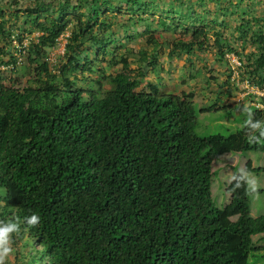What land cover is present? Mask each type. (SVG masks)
Returning <instances> with one entry per match:
<instances>
[{"label": "trees", "instance_id": "16d2710c", "mask_svg": "<svg viewBox=\"0 0 264 264\" xmlns=\"http://www.w3.org/2000/svg\"><path fill=\"white\" fill-rule=\"evenodd\" d=\"M195 2L0 0V220L20 219L6 264H249L264 215H251L233 180L229 203L214 204L213 161L262 159L264 138L249 143L244 126L200 136L194 93L151 77L166 46L189 61L216 49L235 53L249 87L264 90V30L240 11L244 0H216L225 15L241 12L233 34L255 50L239 52ZM136 24L143 30L132 33ZM62 36L64 55L51 62ZM245 168L261 171L251 159ZM33 213L40 223L29 227Z\"/></svg>", "mask_w": 264, "mask_h": 264}, {"label": "rangeland", "instance_id": "374dc122", "mask_svg": "<svg viewBox=\"0 0 264 264\" xmlns=\"http://www.w3.org/2000/svg\"><path fill=\"white\" fill-rule=\"evenodd\" d=\"M157 1V0H156ZM161 6H166L172 0H158ZM191 3H196L195 0H190ZM176 4V3H175ZM27 5V4H26ZM25 5V6H26ZM178 5V4H176ZM197 11L202 12L205 20L212 23L213 17L218 16L219 22L225 23L219 27L224 30L226 37L232 45L243 53H250L255 50L254 44L247 43L244 47L241 41H237L235 35V28L241 24V12H233L230 10L227 15L222 11H218V3L216 0H204L201 5H196ZM243 9L247 10L246 18L254 23L255 20H260L256 23L257 28L264 30V0H244ZM218 11V13H217ZM217 13V14H215ZM126 18V16H124ZM158 18V16H156ZM125 18H120L124 22ZM22 21H24L22 19ZM122 23L117 25V33H123L120 28ZM155 26V24H153ZM218 26V25H216ZM143 30L142 25L136 24L131 29L132 33ZM166 34L162 28H159L158 34ZM122 35V34H121ZM120 37L126 41L124 37ZM142 37L138 36L136 39L129 41L127 47L136 48L142 42ZM215 37L211 39V42ZM65 38H63L57 47L49 48L48 57L51 62H58L61 57ZM170 48L166 46L159 56L158 75H152L151 78L156 83L166 84V90L194 93V107L197 113V132L200 136H209L212 134H223L225 136L233 133L237 129L244 126V121L247 119L246 113L243 109L245 105L252 111V102L259 95L256 88L251 90L248 95L247 83L243 74L247 70L241 67L240 58L233 52L228 53L225 59H221L217 55L216 49L202 52L197 51L191 55V60L187 54H182L181 57L170 56ZM9 59V57H6ZM192 74H197L195 78H191ZM25 83V80L24 82ZM181 85L183 88L178 89ZM181 88V87H180ZM212 105L217 106L212 108ZM233 105L231 109H219L223 106ZM211 107V111H203ZM217 108V109H216ZM251 159L255 167L261 168L259 173L252 174L258 181V191L256 194L250 196L251 215L258 217L264 215V158L259 155V152L250 151L243 152H229L222 156L215 158L213 161V183H212V198L214 204L219 208L224 207L230 201V193L226 191L227 185L232 181V175L240 167L245 168L246 162ZM0 192L4 193V189L0 188ZM11 257H13L11 255ZM249 264H264V233L257 234L253 237V248L250 251Z\"/></svg>", "mask_w": 264, "mask_h": 264}, {"label": "clouds", "instance_id": "9594fccd", "mask_svg": "<svg viewBox=\"0 0 264 264\" xmlns=\"http://www.w3.org/2000/svg\"><path fill=\"white\" fill-rule=\"evenodd\" d=\"M64 36H62L59 40L61 41ZM66 38L63 47V51L61 57L64 55L65 52V45H66ZM50 60V58L48 57ZM4 66L0 65V69ZM253 89H257L260 91L256 95V101L252 103L255 104L258 108L264 109V107L258 106V103H263L261 100L264 99V90L258 87H249L247 84L248 92ZM254 93V92H251ZM257 97H260L257 99ZM244 113L247 115V119L244 121V128L247 130L246 135L249 143H259L262 138H264V121L254 119V115L252 111L245 105L243 109ZM258 133V135H257ZM232 180L235 182V187L237 189L244 188L245 193L249 196H252L257 193L258 191V181L255 176L248 171L244 167H240L236 173L232 175ZM40 216L36 213L31 214L30 216L24 217V222L29 227H35L40 223ZM20 232V219L17 217L15 219H9L7 221L0 220V264H6L7 258L13 253V234H18Z\"/></svg>", "mask_w": 264, "mask_h": 264}, {"label": "built area", "instance_id": "2783aa9c", "mask_svg": "<svg viewBox=\"0 0 264 264\" xmlns=\"http://www.w3.org/2000/svg\"><path fill=\"white\" fill-rule=\"evenodd\" d=\"M258 106H260V107H264V104L263 103H258Z\"/></svg>", "mask_w": 264, "mask_h": 264}]
</instances>
